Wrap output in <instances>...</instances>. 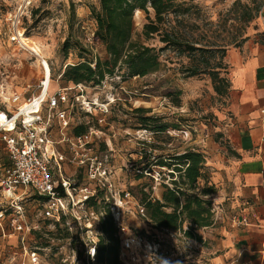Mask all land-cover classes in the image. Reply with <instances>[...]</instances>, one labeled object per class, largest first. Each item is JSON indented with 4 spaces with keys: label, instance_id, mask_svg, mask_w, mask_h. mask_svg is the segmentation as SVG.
I'll return each instance as SVG.
<instances>
[{
    "label": "rangeland",
    "instance_id": "obj_1",
    "mask_svg": "<svg viewBox=\"0 0 264 264\" xmlns=\"http://www.w3.org/2000/svg\"><path fill=\"white\" fill-rule=\"evenodd\" d=\"M262 1H186L190 10L178 18L171 14L170 22L162 27V31L175 27L184 42L210 49L203 55L198 53L197 57L167 47L161 41V35L146 38L143 30L148 16L145 11L137 10L133 40L157 48L163 62L161 69L144 77L131 78L124 77L125 69L117 70L114 76L108 75L101 84L85 83L86 99H99V104L89 112L82 110L76 101L72 127L82 123L90 126L93 140L90 149L102 162V173L112 184L111 188L101 185L105 200L100 204L110 205L114 216L121 212L122 225L128 229L127 237L133 239L130 247L124 245V264H211L218 251L224 229L229 226L236 209L229 199V191H224L214 182L207 157L210 156L211 142L224 143L218 136V129L228 114L231 87L228 92L219 94L210 70L221 62L228 66L224 52L250 40L264 43V16L260 13L247 21L244 9V5L255 8ZM96 3L97 0H0V112L1 109L7 110L2 94L10 95L13 89L21 93L19 85L24 83L21 80H29L25 84L29 87L27 95H37L41 91L38 85L46 68L52 94L60 88L74 86L73 82L61 78L68 64L91 60L95 65L97 57L107 56L104 44L90 38L95 31V23L89 11ZM19 14L22 15L17 26ZM151 16L155 17L152 8ZM20 29L31 39L33 46L40 48L43 58L20 44V40V43L13 40L15 36L19 38ZM67 41L70 42L68 49L65 46ZM193 66H199L201 72L192 76ZM217 68L230 80L228 67ZM71 91L72 96L79 93L78 89ZM177 98H180V105H177ZM107 102H111L108 111L104 106ZM139 107L150 109L144 115L156 116L157 121L179 124L180 130L165 137H156L158 135L142 123V113H134L133 110ZM152 143L160 147L152 151ZM188 146L196 147L206 155L209 184H215L218 189L216 193L204 196L213 201L215 223L194 230L202 237L201 240L187 236L184 231L153 229L141 212V191H150L152 187L154 196L160 198L164 190L162 184L172 185L173 177L170 174L172 170L155 165L152 172L143 170L145 175L140 178L138 175L142 171L138 168L160 154H180ZM10 163L0 137V178L3 168ZM68 164L73 167L69 166L70 174L64 172V175L72 183H91L88 170L77 163ZM177 174L175 178H178ZM96 184L99 183L92 182L94 187ZM205 185V180H201L200 189ZM200 189L191 192L196 193ZM127 193L131 196L127 197ZM17 197H20L19 201ZM17 201L23 206L22 213L17 211ZM43 209V200L34 189L19 187L12 197L0 186V213H4L0 217V264H88L86 253L85 257L78 258V251L86 243L90 244L86 232L75 225L73 231L81 236L79 240L53 238L49 231H56L57 227L53 219L43 216ZM20 223L25 225L24 230L16 229ZM190 226L186 222L185 230ZM136 236L143 237V244H137ZM47 238H51V243L45 247L42 243ZM154 247L160 250L157 260L153 254ZM34 251L38 253L39 263L33 260Z\"/></svg>",
    "mask_w": 264,
    "mask_h": 264
},
{
    "label": "trees",
    "instance_id": "obj_2",
    "mask_svg": "<svg viewBox=\"0 0 264 264\" xmlns=\"http://www.w3.org/2000/svg\"><path fill=\"white\" fill-rule=\"evenodd\" d=\"M188 0H97V3L91 6V14L96 24V35L100 42L104 44L107 52L105 58L97 57L95 65L93 61L85 60L75 64H68L63 71L61 78L66 82L93 83L95 85L103 83L106 77L114 76L117 70L125 69L124 77H144L161 69L163 62L160 59V53L155 46L147 45L141 41L133 40L135 22L134 16L137 10H143L147 13L148 22L144 25L143 33L146 38H151L155 34L161 35V41L166 43L167 47L178 49L182 53L187 52L194 57L198 53L203 55L208 48L198 47L184 42L182 34L175 29H165L162 27L170 22L171 14L184 15L190 10ZM191 1V0H189ZM151 8L154 10L155 17L151 16ZM245 19L250 21L259 16H264V1L260 2L255 8L244 5ZM75 10V9H74ZM35 12H38L37 10ZM247 39V38H246ZM69 41L65 43L69 48ZM241 46V45H240ZM226 53V54H225ZM227 52H224L226 57ZM216 68H211L210 74L215 83V89L219 94L228 92L231 87V80L223 76L217 67L224 68L223 62L217 64ZM201 72L199 66H193L190 75H197ZM180 98H177V105H180ZM135 114L142 115V123L147 129L155 132L156 137H165L172 131L180 130V125L171 122L157 121L156 116H146L150 109L136 108ZM89 125L82 123L74 127L73 133L81 135L89 131ZM152 145V151L160 146ZM153 153V152H152ZM206 155L198 148L188 146L182 153H163L155 159H150L142 168L138 177H143L144 171L152 172L153 166L166 167L173 179L172 185L163 183L164 188L162 196L155 197L154 190L141 191L140 204L143 206L146 219L153 229L184 231L187 236L202 239L194 232L196 229L214 225L213 201L204 198L217 192L215 184H209V176L206 166ZM178 173V178L175 174ZM205 180L206 185L200 189L199 183ZM210 185V186H209ZM200 189L199 192H191ZM60 193L66 195V190L60 187ZM105 200L103 190L99 189L95 196H92L87 204L96 211L104 213L100 221L95 224L99 231V240L96 244V260L92 261L87 254L86 244L84 248L78 251V258L88 255V264H124L122 258V240L118 233V223L112 213L111 206L103 205ZM68 217L63 216L61 221H55L56 231H49L50 236L59 239L79 240L80 235L75 234L67 225ZM51 221V220H49ZM189 222L190 228L185 230V224ZM38 234V231H34ZM51 238H47L42 245H50Z\"/></svg>",
    "mask_w": 264,
    "mask_h": 264
},
{
    "label": "built area",
    "instance_id": "obj_3",
    "mask_svg": "<svg viewBox=\"0 0 264 264\" xmlns=\"http://www.w3.org/2000/svg\"><path fill=\"white\" fill-rule=\"evenodd\" d=\"M21 15L17 16V26ZM90 38L94 41L99 40L96 35V24L95 31L92 32ZM13 40L19 42V38L16 36L13 37ZM46 80L47 71L45 68V75L38 85L41 90L45 89ZM85 88V83L60 88L52 94H48V97L41 100L38 105H34V108L25 110L22 109L23 105L27 102L30 105L35 103L41 93L26 97L24 93L13 90L10 95L2 94L1 97L7 110H1L12 122V125L7 127L2 124L0 119V137L5 143L11 160L10 165H6L2 170L0 186L5 193L12 197L19 187L34 189L43 200L42 214L45 218L61 221L62 217L66 216L69 218L67 225L72 231L74 226L78 225L77 227L86 232L90 238V244L86 243L87 254L92 261H95L96 244L99 240V231L95 228V224L100 221L104 213L88 206L87 201L97 194L102 184L109 188L112 187V184L102 173V162L90 149V145L93 143L90 131L78 136L73 133L67 141L65 138L57 141L54 137L56 126L68 129L73 125L72 112L76 101H79L82 110L93 112L99 99L87 100ZM75 89H78L79 93L72 96L71 90ZM110 104L111 102H107L104 105L106 111L109 110ZM101 105L103 104L101 103ZM62 141L69 143V153L58 147ZM66 162L77 163L88 170V179L91 180V183H72L70 178L64 175V163ZM92 182L99 184L94 187ZM60 187L66 190V195L60 193ZM130 196V193H127V197ZM16 199L19 201L20 197ZM16 207L18 213L23 212L20 202ZM141 212L146 217L143 206H141ZM3 215L4 213L1 212L0 217ZM114 217L118 223V233L122 240L121 254L124 260V245L130 247L133 239L130 236L127 237L128 229L122 225L121 212H118V215ZM233 221L247 223L248 218L244 217L240 221V218L235 216ZM15 227L21 231L24 230L25 225L20 223ZM136 240L137 244H143V237L136 236ZM153 250L157 260L160 250L156 247ZM32 254L34 262L39 263L37 251Z\"/></svg>",
    "mask_w": 264,
    "mask_h": 264
},
{
    "label": "crops",
    "instance_id": "obj_4",
    "mask_svg": "<svg viewBox=\"0 0 264 264\" xmlns=\"http://www.w3.org/2000/svg\"><path fill=\"white\" fill-rule=\"evenodd\" d=\"M226 61L230 105L218 129L224 143L211 142L207 160L214 182L229 191L236 209L232 218L241 221L247 217L248 222L230 220L211 264H264V43L250 40L234 47L227 51ZM25 79L19 87L29 97L25 85L29 80ZM71 128L56 126L55 139L67 141L73 135ZM58 147L69 153L68 142L62 141ZM68 163H64L66 173L73 167Z\"/></svg>",
    "mask_w": 264,
    "mask_h": 264
},
{
    "label": "bare ground",
    "instance_id": "obj_5",
    "mask_svg": "<svg viewBox=\"0 0 264 264\" xmlns=\"http://www.w3.org/2000/svg\"><path fill=\"white\" fill-rule=\"evenodd\" d=\"M27 1H30V0H26V2ZM25 2V1H24ZM24 6H25V3H24ZM19 40H20V42H21V44L23 45V46H25L27 49H29V51H31V52H33L34 54H36V55H38V57L39 58H43V55H42V53H41V51H40V48L39 47H37V46H33L32 44H31V39L30 38H28L27 36H25L24 34H23V30H21L20 29V35H19ZM48 75V74H47ZM50 85H51V81H50V77H49V75L47 76V80H46V87H45V89L44 90H41L40 91V93H41V95H40V97L39 98H37L36 99V101H35V103H33L32 105H30L28 102L27 103H25L24 105H23V110H25V109H30V108H34V105H38L39 103H40V101L41 100H45L47 97H48V94H50V92L52 91L51 90V88H50ZM98 104H99V101H98ZM101 105V104H100ZM0 114L2 115V116H5V118H7L6 117V114H4V112L2 111V112H0ZM1 116V118L0 119H2V120H4L5 118L4 117H2ZM6 121V120H5ZM3 125H5V126H11L12 125V122L9 120L8 122H5V123H2Z\"/></svg>",
    "mask_w": 264,
    "mask_h": 264
}]
</instances>
